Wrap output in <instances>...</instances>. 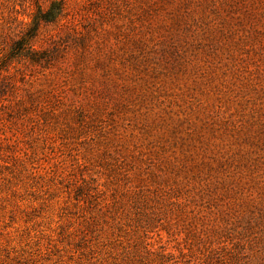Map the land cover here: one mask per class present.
<instances>
[{
	"label": "rangeland",
	"instance_id": "374dc122",
	"mask_svg": "<svg viewBox=\"0 0 264 264\" xmlns=\"http://www.w3.org/2000/svg\"><path fill=\"white\" fill-rule=\"evenodd\" d=\"M0 0V264H264V0Z\"/></svg>",
	"mask_w": 264,
	"mask_h": 264
},
{
	"label": "trees",
	"instance_id": "16d2710c",
	"mask_svg": "<svg viewBox=\"0 0 264 264\" xmlns=\"http://www.w3.org/2000/svg\"><path fill=\"white\" fill-rule=\"evenodd\" d=\"M62 8L63 1L61 0L51 2L45 11H41V8L36 7V12L32 16L30 24L17 39L11 42L7 53L1 58L4 66L17 59H25L31 64H40L42 60L41 51L33 47V39L37 36L41 23L51 22L60 14Z\"/></svg>",
	"mask_w": 264,
	"mask_h": 264
}]
</instances>
